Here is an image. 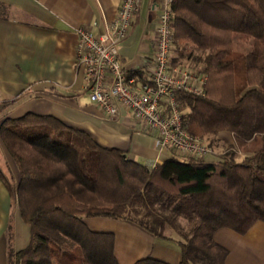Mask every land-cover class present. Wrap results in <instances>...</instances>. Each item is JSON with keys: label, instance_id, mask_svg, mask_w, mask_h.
Returning <instances> with one entry per match:
<instances>
[{"label": "trees", "instance_id": "trees-1", "mask_svg": "<svg viewBox=\"0 0 264 264\" xmlns=\"http://www.w3.org/2000/svg\"><path fill=\"white\" fill-rule=\"evenodd\" d=\"M171 8V62L207 75L205 95L177 94L188 130L210 143L229 131L234 143L218 160L172 155L148 169L52 114L5 117L0 139L18 177L1 167L0 177L30 228L9 264H120L114 233L92 230L89 216L131 220L174 240L178 264H226L214 231L245 233L264 220V0H173ZM237 39L248 48H236ZM250 143L237 160L235 149ZM132 264L169 263L147 256Z\"/></svg>", "mask_w": 264, "mask_h": 264}, {"label": "crops", "instance_id": "crops-1", "mask_svg": "<svg viewBox=\"0 0 264 264\" xmlns=\"http://www.w3.org/2000/svg\"><path fill=\"white\" fill-rule=\"evenodd\" d=\"M161 1L140 0L131 31L118 46L120 61L126 68L138 69L153 56V30ZM119 2L0 0V123L7 116L27 111L52 114L86 130L98 143L120 148L128 158L143 164L162 163L172 156L167 150H159L126 111L115 120L106 119L83 89V67L75 59L76 29L88 25L94 32H101L115 17ZM142 8L144 21L140 18ZM133 38L138 39L136 48ZM218 137L222 142H234L229 131L220 132ZM0 154L8 159L1 141ZM9 167L14 173L12 164ZM84 220L92 230L114 233V254L120 264H132L147 256L169 264L181 260L174 240L156 236L131 220L108 216ZM29 238V225L22 220L0 177V264H9L10 249L25 247ZM213 240L227 249L226 264H264V220L254 222L245 233L217 228Z\"/></svg>", "mask_w": 264, "mask_h": 264}, {"label": "built area", "instance_id": "built-area-1", "mask_svg": "<svg viewBox=\"0 0 264 264\" xmlns=\"http://www.w3.org/2000/svg\"><path fill=\"white\" fill-rule=\"evenodd\" d=\"M173 0H162L153 30V56L138 69L122 65L118 46L130 33L140 0H120L115 17L96 33L88 25L76 29L75 59L83 67V89L108 120L126 111L153 139L159 150L177 157L205 159L202 137L188 130L185 106L178 93L205 95L207 75L171 62ZM148 169L155 163L145 164Z\"/></svg>", "mask_w": 264, "mask_h": 264}, {"label": "rangeland", "instance_id": "rangeland-1", "mask_svg": "<svg viewBox=\"0 0 264 264\" xmlns=\"http://www.w3.org/2000/svg\"><path fill=\"white\" fill-rule=\"evenodd\" d=\"M140 18H141V21H144L145 20L144 19L145 16H144L143 8L141 9ZM147 29L150 30V22L147 25ZM132 43H133V46L136 48L137 45H138V39H134V41ZM248 46H249L248 45V41H246L244 39H237V41H236V48L244 50V49H247ZM182 66L187 67V66H185V64L182 65ZM190 66H189V68H190ZM221 132H225V131H221ZM210 138H211V136H207V137L202 138L203 139V142L206 145H208V147H209V151L205 155V159L206 160H218V159H221L223 153H225V151H228L227 150L228 145H232V144L231 143H226V142L220 141V138L219 137L217 139H215L213 142L210 143L209 142V139ZM0 141H1V139H0ZM2 145H3V143H2ZM3 147H4V145H3ZM254 147H256V143L255 144L254 143L247 144L242 149H238V148L235 149V151H236L235 152V158L237 160H240L245 153H248ZM4 149H5V147H4ZM5 151H6V154L8 155V159L0 154V167L7 173V175L10 176V172L12 173V171H11V169L9 167V163L12 164V166L14 167V173H12V175H13L14 179H16L18 177L17 167H16L15 162L13 161L12 157L10 156V154L7 152L6 149H5ZM210 156H215V159H211ZM179 222L183 226L186 225V220L184 218H180L179 219ZM165 231H166V233H169L171 231V229L170 228H167Z\"/></svg>", "mask_w": 264, "mask_h": 264}]
</instances>
